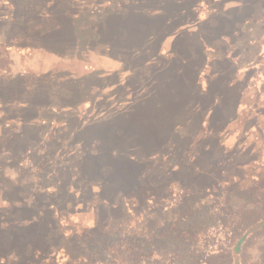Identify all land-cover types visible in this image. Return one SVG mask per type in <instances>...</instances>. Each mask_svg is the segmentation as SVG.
I'll list each match as a JSON object with an SVG mask.
<instances>
[{
	"label": "rangeland",
	"instance_id": "rangeland-1",
	"mask_svg": "<svg viewBox=\"0 0 264 264\" xmlns=\"http://www.w3.org/2000/svg\"><path fill=\"white\" fill-rule=\"evenodd\" d=\"M11 76L0 264L91 257L84 237L151 227L144 191L176 183H223L246 223L264 214V0H0ZM231 229L209 239L264 264V229Z\"/></svg>",
	"mask_w": 264,
	"mask_h": 264
},
{
	"label": "trees",
	"instance_id": "trees-1",
	"mask_svg": "<svg viewBox=\"0 0 264 264\" xmlns=\"http://www.w3.org/2000/svg\"><path fill=\"white\" fill-rule=\"evenodd\" d=\"M12 77H0V82L7 84ZM231 178L241 181L242 175L228 173L224 182L229 184ZM169 186L144 191V200L157 202L159 208L148 213L153 214L151 227L147 224L136 229L121 226L112 236L94 240L84 237V245L94 255L68 256L62 264H233L234 252L239 250L225 249L220 240L219 244L211 242V231L227 224L232 226L233 233L243 228L237 240L240 243L246 241L250 233L264 229L263 213L246 223L247 212L239 213L230 207L227 193L225 201H220L221 196H225L223 183H209L203 188H196L192 181ZM211 192L214 199L209 200ZM259 197L264 199V192Z\"/></svg>",
	"mask_w": 264,
	"mask_h": 264
}]
</instances>
